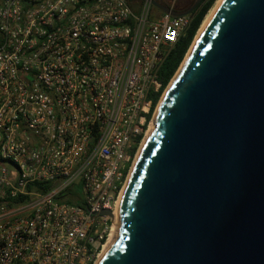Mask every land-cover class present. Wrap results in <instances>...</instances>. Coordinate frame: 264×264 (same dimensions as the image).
<instances>
[{
	"label": "built area",
	"instance_id": "obj_1",
	"mask_svg": "<svg viewBox=\"0 0 264 264\" xmlns=\"http://www.w3.org/2000/svg\"><path fill=\"white\" fill-rule=\"evenodd\" d=\"M139 1L0 0V264H95L110 238L191 21Z\"/></svg>",
	"mask_w": 264,
	"mask_h": 264
},
{
	"label": "water",
	"instance_id": "obj_2",
	"mask_svg": "<svg viewBox=\"0 0 264 264\" xmlns=\"http://www.w3.org/2000/svg\"><path fill=\"white\" fill-rule=\"evenodd\" d=\"M187 52L97 264H264V0H221Z\"/></svg>",
	"mask_w": 264,
	"mask_h": 264
},
{
	"label": "trees",
	"instance_id": "obj_3",
	"mask_svg": "<svg viewBox=\"0 0 264 264\" xmlns=\"http://www.w3.org/2000/svg\"><path fill=\"white\" fill-rule=\"evenodd\" d=\"M184 1V2H183ZM216 0H201L196 8L190 13L191 21L186 28L184 34L178 39L175 43L173 48L171 49L170 53L168 54L167 58L161 65L158 71V90L155 95L154 102L157 101L158 97L160 96L161 92L165 89L169 81L171 80L172 76L174 75L175 71L179 67L181 61L183 60L196 32L199 30V26L204 21V17H206L213 6ZM191 0H180L178 3L179 8L185 9L190 5ZM183 3V4H181ZM206 15V16H205ZM51 184H44L40 186V189L43 191H47L50 188ZM29 186L28 189H30ZM68 202H71L76 205H80L79 202L74 201L73 198L68 199Z\"/></svg>",
	"mask_w": 264,
	"mask_h": 264
},
{
	"label": "bare ground",
	"instance_id": "obj_4",
	"mask_svg": "<svg viewBox=\"0 0 264 264\" xmlns=\"http://www.w3.org/2000/svg\"><path fill=\"white\" fill-rule=\"evenodd\" d=\"M220 1H221V0H217V2H216V4L214 5V7H212V9L209 11V13L207 14V16L205 17L203 23L201 24V26H200V28H199V30H198L197 36H196V38H195V41H196V39L199 37V35L202 33V31L204 30V28H205V26L207 25V23H208V21H209L211 15H212V13L214 12L216 6L219 4ZM195 41H194V42H195ZM194 42H193V43H194ZM189 51H190V49H189ZM189 51L187 52L186 57L188 56ZM163 96H164V93H163V95H162V97H161V100H159V103H158L157 108H156V110H155L154 117H153V121H154L155 115H156V113H157L158 107H159V105H160V103H161V101H162V99H163ZM153 121H152V124H151L150 127H149L150 130H151V128H152ZM149 129H148V130H149ZM139 149H140V148H139ZM139 149H138V151H139ZM136 156H137V153H136ZM134 163H135V158H134L133 164H132V166H131V168H130V171H131V169L133 168ZM130 171H129V172H130ZM128 176H129V175H128ZM125 185H126V184H124V186H123V188H122V191H121V193H120V196H119V198H118V200H117V202H116V206H115V212H114V213H115V219H114V230H113V232H112L110 238L108 239L106 245L104 246L103 250H102L101 253L99 254V256H98L97 261L95 262V264L98 263V261H99L100 258L102 257L103 253H104L105 250L107 249L108 245L111 243V241H112V239H113V237H114V235H115V233H116L117 226H118V210H119V205H120V201H121V197H122V195H123V191H124V187H125Z\"/></svg>",
	"mask_w": 264,
	"mask_h": 264
},
{
	"label": "rangeland",
	"instance_id": "obj_5",
	"mask_svg": "<svg viewBox=\"0 0 264 264\" xmlns=\"http://www.w3.org/2000/svg\"><path fill=\"white\" fill-rule=\"evenodd\" d=\"M139 3H140V1L139 0H137ZM216 2H217V0L214 2V4H213V6L212 7H214V5L216 4ZM212 7H211V9H212ZM210 9V10H211ZM209 12V11H208ZM207 15V14H206ZM205 15V16H206ZM205 18V17H204ZM200 27V26H199ZM196 33H198V32H196ZM196 36H197V34H195ZM196 36H194V38H193V42L195 41V38H196ZM193 42H191L192 44H193ZM191 45V44H190ZM187 55V54H186ZM166 88V87H165ZM165 90V89H164ZM164 90H163V92H164ZM163 95V94H162ZM162 97V96H161ZM148 99H151V100H154L155 99V96H154V94L153 93H150L149 94V96H148ZM160 100H161V98H160ZM159 103V102H158Z\"/></svg>",
	"mask_w": 264,
	"mask_h": 264
},
{
	"label": "flooded vegetation",
	"instance_id": "obj_6",
	"mask_svg": "<svg viewBox=\"0 0 264 264\" xmlns=\"http://www.w3.org/2000/svg\"><path fill=\"white\" fill-rule=\"evenodd\" d=\"M190 1V0H189ZM184 2V1H183ZM181 4H183V3H181Z\"/></svg>",
	"mask_w": 264,
	"mask_h": 264
}]
</instances>
